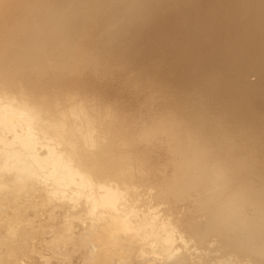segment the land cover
<instances>
[{
	"label": "bare ground",
	"instance_id": "bare-ground-1",
	"mask_svg": "<svg viewBox=\"0 0 264 264\" xmlns=\"http://www.w3.org/2000/svg\"><path fill=\"white\" fill-rule=\"evenodd\" d=\"M0 264H264V0H0Z\"/></svg>",
	"mask_w": 264,
	"mask_h": 264
}]
</instances>
